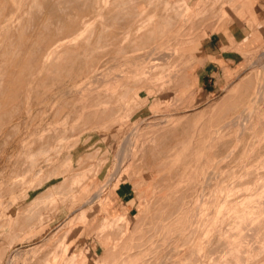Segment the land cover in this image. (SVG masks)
Wrapping results in <instances>:
<instances>
[{
  "label": "rangeland",
  "instance_id": "rangeland-1",
  "mask_svg": "<svg viewBox=\"0 0 264 264\" xmlns=\"http://www.w3.org/2000/svg\"><path fill=\"white\" fill-rule=\"evenodd\" d=\"M242 9L0 0V264H264V41L195 80Z\"/></svg>",
  "mask_w": 264,
  "mask_h": 264
},
{
  "label": "crops",
  "instance_id": "crops-1",
  "mask_svg": "<svg viewBox=\"0 0 264 264\" xmlns=\"http://www.w3.org/2000/svg\"><path fill=\"white\" fill-rule=\"evenodd\" d=\"M240 6L243 13H233L238 21L226 24L202 42L204 67L195 80L210 95L241 65L242 51L256 49L264 41V0H240ZM118 206L120 213L132 216L134 206L129 202Z\"/></svg>",
  "mask_w": 264,
  "mask_h": 264
},
{
  "label": "bare ground",
  "instance_id": "bare-ground-1",
  "mask_svg": "<svg viewBox=\"0 0 264 264\" xmlns=\"http://www.w3.org/2000/svg\"><path fill=\"white\" fill-rule=\"evenodd\" d=\"M260 89H261V87H260ZM260 96H261V95H260ZM232 111H234V110H232ZM227 112H228V111H227ZM230 113H231V112H230ZM225 116H226V115H225ZM132 146H133V145H132ZM232 191H233V190H232ZM222 202H223V201H222ZM211 205H212V204H211ZM247 206H248V205H247ZM217 211H218V210H217ZM208 216H209V215H208ZM256 220H257V219H256ZM256 220H255V221H256ZM255 221H254V222H255ZM254 222H253V223H254ZM251 223H252V222H251ZM262 226H263V225H262ZM262 226H261V227H262ZM241 228H242V227H241ZM260 229H261V228H260ZM236 230H237V229H236ZM257 230H258V229H257ZM225 231H226V230H225ZM227 231H228V230H227ZM255 232H256V231H255ZM216 234H217V233H216ZM248 234H249V233H248ZM231 236H232V235H231ZM234 236H235V235H234ZM258 236H259V235H258ZM225 237H226V236H225ZM241 237H242V236H241ZM238 238H239V237H238ZM238 238H237V239H238ZM226 242H227V241H226ZM228 243H229V242H227V244H228ZM210 244H211V243H210ZM208 245H209V244H208ZM218 245H219V244H218ZM230 245H232V244H230ZM209 246H210V245H209ZM234 246H235V245H234ZM216 247H218V246H216ZM216 247H215V248H216ZM213 250H214V249H213ZM238 250H239V249H238ZM226 252H227V251H226ZM225 254H226V253H225ZM54 259H55V258H54ZM55 261H56V260H55ZM56 262H57V261H56Z\"/></svg>",
  "mask_w": 264,
  "mask_h": 264
}]
</instances>
